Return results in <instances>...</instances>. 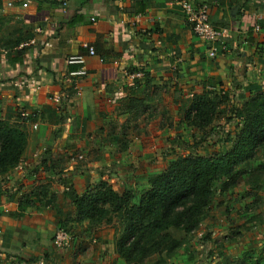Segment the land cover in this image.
<instances>
[{
	"label": "crops",
	"instance_id": "0c3cea01",
	"mask_svg": "<svg viewBox=\"0 0 264 264\" xmlns=\"http://www.w3.org/2000/svg\"><path fill=\"white\" fill-rule=\"evenodd\" d=\"M192 1L207 2L213 23L229 29L226 49L215 58L170 0H4L0 119L17 123L29 137L19 164L0 175V264L122 263L114 239L106 240L87 221L70 223L78 234L85 224L96 244L84 247L86 252L76 244L52 253L50 236L63 217L72 216L63 212L61 198L67 195L61 192L70 184L82 190L77 187L83 179L76 176L81 173L69 156L90 154L88 167L96 172L98 153L118 150L121 139L123 153H150L157 145L144 138L181 135L195 93L226 85L233 107L264 90V0ZM85 43L94 44L98 55H89ZM79 52L87 54L89 73L77 78L76 89L69 71L79 65L66 57ZM65 88L68 102L61 97ZM129 137L141 139L129 142ZM219 245L225 251L230 246ZM186 249L183 245L172 262L189 264L181 259ZM216 254L212 264L221 261Z\"/></svg>",
	"mask_w": 264,
	"mask_h": 264
},
{
	"label": "trees",
	"instance_id": "16d2710c",
	"mask_svg": "<svg viewBox=\"0 0 264 264\" xmlns=\"http://www.w3.org/2000/svg\"><path fill=\"white\" fill-rule=\"evenodd\" d=\"M3 3L0 0V8ZM225 86L195 93L183 121L202 130L212 125L219 115V103L232 97V90ZM231 115L240 118L242 124L230 150L178 156L164 170L151 175L150 186L140 194L116 191L106 181L91 184L82 194L66 185V195L77 215L67 221L87 220L89 226L116 221L120 227L115 230L114 248L126 264H168L185 243L169 230L196 231L214 201L215 184L221 181L220 193L235 187L243 173L239 165L264 147V90L250 94L241 106H233ZM28 137L17 123L0 119V175L19 164ZM257 169L263 171L264 162Z\"/></svg>",
	"mask_w": 264,
	"mask_h": 264
},
{
	"label": "rangeland",
	"instance_id": "374dc122",
	"mask_svg": "<svg viewBox=\"0 0 264 264\" xmlns=\"http://www.w3.org/2000/svg\"><path fill=\"white\" fill-rule=\"evenodd\" d=\"M61 97H64V95H61ZM68 99L66 97L65 100H62L68 102ZM231 99L232 97L230 96L219 103V115L214 123L206 129L202 130L194 125H188V129L182 132L181 135L177 134V136H173L172 134L167 138L157 136L155 138H144L142 140L143 143H148L151 140L157 145L153 149V152L142 153L132 151L123 153L121 152L123 150L119 147L125 142V138L119 141L120 144L115 145L116 142L111 143L118 148L119 152L117 149L111 148L104 153H98L101 158L97 159V162L94 163V167L97 169L96 172L90 170L88 167L90 166L89 162H91L90 154L81 151L70 155L69 157L73 160L72 162H75V166H78L77 168H73V170L76 171L77 169L81 173L76 176H80L83 179L78 184L77 189L82 188V194L91 184L94 185L100 181H106L116 191L124 192L125 190H131L140 194L150 186L149 177L164 170L170 161L178 156L188 154L211 155L227 152L232 148L233 141L242 124L240 118L230 116L232 109ZM127 135L133 134L129 133ZM138 138L129 137L127 140L133 142ZM124 148L127 149V147ZM79 155H83V158H80ZM127 155L129 156L128 159ZM121 160L125 165H123L124 163ZM262 162H264V147L258 149L253 159L239 165L238 168L243 173L238 179L239 183L235 187L220 193L218 191L221 181L215 184L217 193L214 201L209 210L206 209L201 224L196 231L186 233L182 229L171 228L169 230L175 237L185 240L184 246L187 249L184 254H181L182 261L189 264H197L196 261L201 260L202 264H208L207 262L212 264L218 251V253H221V261L215 264H264V170L257 169L258 165ZM145 165L148 166V171H145ZM132 169L134 170L133 172ZM135 170L139 172L136 173ZM64 173H62V176L64 175V178H66ZM86 175H89V177L87 176L88 181L85 182L83 176ZM53 179L56 180V177ZM66 192L63 190L61 194L65 196ZM63 198H61V202L64 203L62 206L63 212L72 213L71 218L77 216L75 214V206L70 201V198L68 196L66 197L67 199ZM72 220L67 221V218L63 217V220L60 221L61 224H57L56 226V231L64 227L73 234L74 238L71 244L62 248L57 247L53 242L55 231L50 236L55 247L52 253L57 252L60 254L67 252L70 249H74L76 244H78L80 250L84 249L85 251L86 248L84 247H90V244H93L94 240L97 239V236L93 232L87 231L85 224L79 225L84 228V232L78 234L75 229L77 226L74 225L76 226L74 227L70 223ZM98 227L100 228L99 234L110 241L114 239L115 230L120 227V224L116 221L112 223H105L103 221L95 225V228ZM97 242L95 240L94 244ZM220 243L230 246H226L227 250L225 251L223 248H219L221 247ZM206 245L210 246L205 247ZM178 251H180V248ZM45 254H49V252L43 253V255ZM223 254L226 255L223 257ZM115 256L118 257L117 259L121 258L118 254ZM39 257L40 255H35L33 258L38 259ZM204 258L207 260L203 263ZM121 260L123 262L118 264H126L123 258ZM178 261L180 260L174 263L171 258L168 264H178ZM47 263V260H43L40 264Z\"/></svg>",
	"mask_w": 264,
	"mask_h": 264
},
{
	"label": "built area",
	"instance_id": "2783aa9c",
	"mask_svg": "<svg viewBox=\"0 0 264 264\" xmlns=\"http://www.w3.org/2000/svg\"><path fill=\"white\" fill-rule=\"evenodd\" d=\"M177 3L185 13L186 19L195 35H197L201 40L209 44V55L213 58L217 56L219 51L226 49V37L229 35V29L227 27L216 26L211 19L210 6L206 2L196 3L192 0H170ZM12 1L9 2L11 4ZM27 6V3H23ZM94 19V18H93ZM218 44H221L220 47ZM50 41H44V46H51ZM84 47L87 49V53L91 56H97V50L93 44L85 43ZM87 54L85 53H72L66 57V61L69 64H78L79 66L75 69L69 71L71 81L75 83L77 78L85 76L89 73L86 64ZM103 61V58L100 57ZM141 75L142 73H138ZM72 85V83H71ZM76 89L78 87L77 82L74 86ZM61 95H64V100L69 98V92L66 88L62 91ZM64 102V101H63ZM83 158V155H79ZM73 234L65 229L64 227L59 228L53 236V242L57 247H66L71 244L73 240Z\"/></svg>",
	"mask_w": 264,
	"mask_h": 264
}]
</instances>
